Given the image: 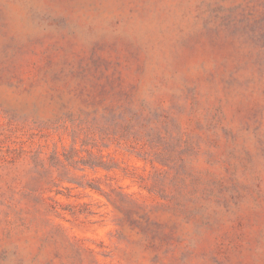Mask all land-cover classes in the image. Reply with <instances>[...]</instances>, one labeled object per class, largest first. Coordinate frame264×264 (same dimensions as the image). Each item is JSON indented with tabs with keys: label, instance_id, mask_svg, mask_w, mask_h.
Segmentation results:
<instances>
[{
	"label": "rangeland",
	"instance_id": "374dc122",
	"mask_svg": "<svg viewBox=\"0 0 264 264\" xmlns=\"http://www.w3.org/2000/svg\"><path fill=\"white\" fill-rule=\"evenodd\" d=\"M0 264H264V0H0Z\"/></svg>",
	"mask_w": 264,
	"mask_h": 264
}]
</instances>
